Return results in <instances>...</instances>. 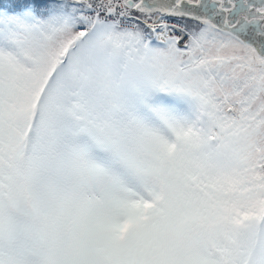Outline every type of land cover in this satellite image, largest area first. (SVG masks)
<instances>
[{"label":"rangeland","instance_id":"374dc122","mask_svg":"<svg viewBox=\"0 0 264 264\" xmlns=\"http://www.w3.org/2000/svg\"><path fill=\"white\" fill-rule=\"evenodd\" d=\"M25 2L36 7L13 6ZM70 2L39 6L38 0H16L6 2L10 3L9 8L2 6L11 20L2 28L1 23L8 20H0V170L10 175L8 165L13 166L21 189L35 195L39 202L41 192H50L45 176L51 171L62 172L61 166L75 176L82 171L84 161L70 147L87 126L75 119L95 112L101 116L99 123H87L97 126L106 122L112 126L102 137L92 132L97 142L111 144L125 165H140L134 166L139 170L144 166L160 169L166 175L169 172L165 167H169L177 191H161L156 185L153 192L145 193V198L129 208L141 217L155 215L161 210L155 201L168 199L166 215L162 219L151 217L138 231L133 219L121 222L114 214L115 204L110 200L120 182L111 164L98 178L81 182L84 187L78 188L80 183L65 191L64 181H54L53 185L59 188L48 205L51 210L41 212L36 207L33 216L44 215L42 222L66 223L76 220V213L91 211L92 226L103 231L105 241L97 250L84 251L89 264H264V61L259 62L256 52L246 50L234 39L212 34L196 19L188 20L194 38L188 50L173 45L166 49L144 48L143 39L139 38L145 27H137L134 33L99 27L84 41L82 33L86 29L73 28L78 0ZM91 4L100 9L97 2ZM167 5V0H143L136 8L143 14L165 11L164 8L182 12ZM40 9L51 12L45 15ZM186 15L192 17L194 11ZM13 21L19 27L17 45L23 58L5 53L13 42L7 29ZM79 36L83 44L71 55L68 49L73 50ZM65 55L71 59L61 72L64 65L56 68ZM55 71L57 80L50 88L48 100L60 96L53 107L51 100L44 107L47 119L40 121L31 166L18 164L32 116L28 112L36 108L39 90ZM222 79L225 89L220 86ZM147 86L169 87L196 100L202 110L195 108L192 116L200 113L198 122L190 118L191 124L186 126L182 114L177 116L178 111L168 110L175 116L161 114L168 118L172 132L148 125L135 131L142 119L147 122L138 110L147 101L138 105L133 100ZM230 96L233 102L226 101ZM59 106L63 108L59 110ZM136 106V113L129 110ZM236 106L239 114L235 113ZM72 111L78 113L73 121L63 118V114L74 116ZM212 134L220 139L216 147L209 146L208 137ZM223 140L225 148H219ZM151 177L154 181L155 176ZM123 189L128 190L127 185ZM15 200L21 215L24 198L19 194ZM12 201L10 197L9 203ZM84 203L88 210L82 211ZM143 203L148 207H143ZM63 209L68 213L63 214ZM121 225H127L129 230L125 237L120 234ZM107 230L113 232L108 233V238ZM73 234L70 229L58 240L48 232L54 243L49 245L43 259L46 261L39 264H77L79 252L69 258L80 244ZM37 235L42 238V233ZM129 235L136 237L129 240ZM212 247L223 255L213 257ZM61 252L66 255H59Z\"/></svg>","mask_w":264,"mask_h":264},{"label":"flooded vegetation","instance_id":"af4514ba","mask_svg":"<svg viewBox=\"0 0 264 264\" xmlns=\"http://www.w3.org/2000/svg\"><path fill=\"white\" fill-rule=\"evenodd\" d=\"M140 1L143 0H138L136 5L140 4ZM167 4L171 5L172 9L183 7L197 11L198 18L205 15L202 11H212L207 24L211 26L212 31L216 34L226 33V38L234 39L246 47V50L254 51L260 58H264V51L261 54L242 41L243 39L252 42L256 31L264 35V0H167ZM198 22L205 25L204 22ZM223 27L225 31L222 30Z\"/></svg>","mask_w":264,"mask_h":264},{"label":"trees","instance_id":"16d2710c","mask_svg":"<svg viewBox=\"0 0 264 264\" xmlns=\"http://www.w3.org/2000/svg\"><path fill=\"white\" fill-rule=\"evenodd\" d=\"M9 1H12V3L13 2H15L16 0H9ZM186 26V25H185ZM189 30H191L192 31V27H188V26H186ZM56 80H57V78H55ZM51 88V87H50ZM50 88H49V86L48 85H44L40 90H39V92H38V95L36 96V102H35V105H36V108L34 109H31L29 112H28V114L29 113H32V116L30 117V122H29V124L31 125V122H32V120H33V118L35 117V116H40L41 118H40V121H41V119L43 118V117H45V120L47 119L46 118V113H45V111H44V107H46L47 105H48V103H49V101L51 100L50 98H49V100H48V93H50ZM58 96H60V95H57L56 96V98H58ZM56 98H54L53 100H51L52 102L50 103V107H53V105H55V102L57 101V99ZM60 108H61V106H59V110H60ZM56 113H58V110H57V112ZM72 114L74 115V116H72V117H68L66 114H63V118H67V119H70V121H73L75 118V112H73L72 111ZM29 125V126H30ZM37 125H38V127H37ZM35 127H32V129H34V130H37V134H38V138H39V126H40V122H39V124H37ZM25 129L26 128H24V130H23V132L25 131ZM71 128H69L68 129V132H71ZM23 134V133H22ZM26 135H24V137H25ZM21 138H22V136H21ZM21 140V139H20ZM36 140H37V138H36ZM70 141H71V138H70ZM21 150H22V146H21ZM23 157V156H22ZM32 157H33V154L30 156V158H29V160H28V162L29 161H31L32 160ZM18 162V164L19 163H23L24 161H23V158L20 160V161H17ZM32 162V161H31ZM25 163V162H24ZM23 163V165H25Z\"/></svg>","mask_w":264,"mask_h":264}]
</instances>
